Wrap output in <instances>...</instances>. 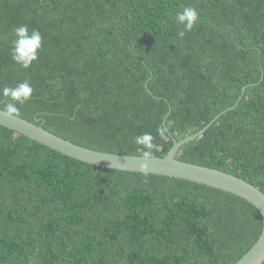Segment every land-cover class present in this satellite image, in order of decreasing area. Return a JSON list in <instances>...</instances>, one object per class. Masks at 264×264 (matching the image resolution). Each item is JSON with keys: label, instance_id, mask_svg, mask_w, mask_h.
Segmentation results:
<instances>
[{"label": "trees", "instance_id": "trees-1", "mask_svg": "<svg viewBox=\"0 0 264 264\" xmlns=\"http://www.w3.org/2000/svg\"><path fill=\"white\" fill-rule=\"evenodd\" d=\"M199 22L183 39L175 16ZM39 30V59L11 57ZM18 117L90 149L235 175L264 192V0H0V90ZM8 99L0 95L5 110ZM166 129V139L158 128ZM263 230L247 200L166 176L96 167L0 125V264H236Z\"/></svg>", "mask_w": 264, "mask_h": 264}, {"label": "water", "instance_id": "water-1", "mask_svg": "<svg viewBox=\"0 0 264 264\" xmlns=\"http://www.w3.org/2000/svg\"><path fill=\"white\" fill-rule=\"evenodd\" d=\"M0 111H3L1 107ZM0 125L6 126L20 135H24L38 143L46 145L65 156L87 164L114 170L182 179L216 188L247 200L261 213L263 230L256 244L236 264H264V192L235 175L182 162L176 158V154H178L182 146L203 135L212 123L194 136L175 143L165 158L151 157L150 161H148L149 166L146 169L139 167L142 156L119 155L83 147L16 115L5 117L0 114Z\"/></svg>", "mask_w": 264, "mask_h": 264}, {"label": "clouds", "instance_id": "clouds-1", "mask_svg": "<svg viewBox=\"0 0 264 264\" xmlns=\"http://www.w3.org/2000/svg\"><path fill=\"white\" fill-rule=\"evenodd\" d=\"M199 19H200L199 13L197 12L196 8L192 6L183 7L182 11L178 12L175 16V22L177 23V25L182 26L181 30H179L177 33L178 38L183 39L186 32L191 31L193 27L199 22ZM13 37L14 38L12 40V48H11L12 60L17 65H19L20 67L24 69L31 67L33 62L39 59V52L42 48L43 37L40 31L36 29H32L30 32L27 25H20L13 29ZM32 93H33V88L27 80L19 83L15 87H7V86L4 87L2 90H0V95L7 98L8 103L6 105V109L3 111H0V114H2L5 117L13 116V114L18 115L19 114L18 105L22 106L26 104V102L30 100ZM158 134L161 138H164V139L167 138L166 129L164 127L158 128ZM134 143L144 149L143 155L141 157V161L139 163V167L141 169H146L149 166L148 161H150L151 156H152V150L154 149L153 137L150 133H143V134H140L134 137ZM129 156H133V155H129ZM101 168H104V167H101Z\"/></svg>", "mask_w": 264, "mask_h": 264}, {"label": "rangeland", "instance_id": "rangeland-1", "mask_svg": "<svg viewBox=\"0 0 264 264\" xmlns=\"http://www.w3.org/2000/svg\"><path fill=\"white\" fill-rule=\"evenodd\" d=\"M158 158H163V157H158Z\"/></svg>", "mask_w": 264, "mask_h": 264}]
</instances>
